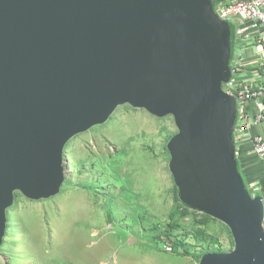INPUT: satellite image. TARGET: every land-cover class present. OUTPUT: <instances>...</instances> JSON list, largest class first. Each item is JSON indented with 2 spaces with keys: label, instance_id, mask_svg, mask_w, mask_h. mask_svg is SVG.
<instances>
[{
  "label": "water",
  "instance_id": "1",
  "mask_svg": "<svg viewBox=\"0 0 264 264\" xmlns=\"http://www.w3.org/2000/svg\"><path fill=\"white\" fill-rule=\"evenodd\" d=\"M231 24L215 0H0V247L16 192L53 197L75 136L129 104L172 115L181 200L226 224L231 251L200 264H264V203L236 155Z\"/></svg>",
  "mask_w": 264,
  "mask_h": 264
},
{
  "label": "rangeland",
  "instance_id": "2",
  "mask_svg": "<svg viewBox=\"0 0 264 264\" xmlns=\"http://www.w3.org/2000/svg\"><path fill=\"white\" fill-rule=\"evenodd\" d=\"M177 131L172 115L125 104L71 139L59 194L32 200L16 193L0 264H200L173 253L167 235L157 237L175 204L168 143ZM208 231L218 243L191 236L193 252L232 247L226 224Z\"/></svg>",
  "mask_w": 264,
  "mask_h": 264
},
{
  "label": "built area",
  "instance_id": "3",
  "mask_svg": "<svg viewBox=\"0 0 264 264\" xmlns=\"http://www.w3.org/2000/svg\"><path fill=\"white\" fill-rule=\"evenodd\" d=\"M222 19L236 28L237 52L231 61L232 77L225 90L238 102L234 138L240 147L248 144L264 160V134L254 131L264 125V0H215ZM257 182L250 183L256 192ZM264 203V188L260 190Z\"/></svg>",
  "mask_w": 264,
  "mask_h": 264
},
{
  "label": "trees",
  "instance_id": "4",
  "mask_svg": "<svg viewBox=\"0 0 264 264\" xmlns=\"http://www.w3.org/2000/svg\"><path fill=\"white\" fill-rule=\"evenodd\" d=\"M231 28H232V40H233V53H232V59H233L235 57V53L237 52L235 50L237 48L236 46L237 36H236V28L233 25H231ZM238 162L240 166L239 159ZM240 171L242 172L241 166H240ZM246 184L252 194L253 190L250 188V183L247 180H246ZM16 193L18 195H22L21 192L19 191ZM260 194L261 192H257L256 196ZM217 221L220 220L214 218L213 216H210L207 213L200 212L198 210H193L191 209L190 206L186 205L180 198L179 187L175 182V204L168 214L167 221L164 224L158 226L160 231L157 234V237L161 238L164 234L167 235L170 239L171 242L170 248L173 253L184 256H193L195 259L201 260L202 256L208 252L231 251L235 246V241L232 232L230 228L226 225V228L228 229L230 236L232 238V247L230 249L224 250L222 246L219 244L216 245V248L214 249L207 248L205 251L199 254L192 251L191 246L187 242V238L191 236H193L198 241H200L201 239L206 240L207 238H210L211 244L218 243L216 239L210 236V233L208 231L212 223ZM159 250H162V248H159Z\"/></svg>",
  "mask_w": 264,
  "mask_h": 264
},
{
  "label": "crops",
  "instance_id": "5",
  "mask_svg": "<svg viewBox=\"0 0 264 264\" xmlns=\"http://www.w3.org/2000/svg\"><path fill=\"white\" fill-rule=\"evenodd\" d=\"M254 131L264 134V125L255 128ZM238 159L243 176L247 178L246 180L249 183H259L261 189L257 187L256 192H260L264 188V160L252 152L248 144L240 147V156Z\"/></svg>",
  "mask_w": 264,
  "mask_h": 264
}]
</instances>
